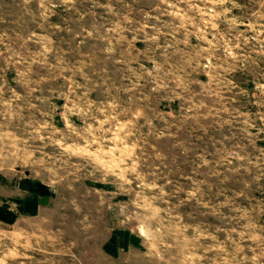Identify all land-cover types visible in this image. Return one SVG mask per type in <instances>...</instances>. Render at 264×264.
Segmentation results:
<instances>
[{"label": "rangeland", "instance_id": "obj_1", "mask_svg": "<svg viewBox=\"0 0 264 264\" xmlns=\"http://www.w3.org/2000/svg\"><path fill=\"white\" fill-rule=\"evenodd\" d=\"M0 264H264V0H0Z\"/></svg>", "mask_w": 264, "mask_h": 264}]
</instances>
